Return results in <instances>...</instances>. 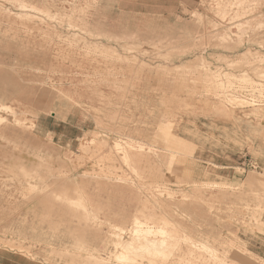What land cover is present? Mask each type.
Segmentation results:
<instances>
[{
	"label": "rangeland",
	"instance_id": "1",
	"mask_svg": "<svg viewBox=\"0 0 264 264\" xmlns=\"http://www.w3.org/2000/svg\"><path fill=\"white\" fill-rule=\"evenodd\" d=\"M229 1L0 0V264H119L143 204L191 239L141 264H264V0Z\"/></svg>",
	"mask_w": 264,
	"mask_h": 264
},
{
	"label": "bare ground",
	"instance_id": "2",
	"mask_svg": "<svg viewBox=\"0 0 264 264\" xmlns=\"http://www.w3.org/2000/svg\"><path fill=\"white\" fill-rule=\"evenodd\" d=\"M234 1L239 3L241 0H230L226 5H224V7L221 10V18L226 17L228 13L233 9V7L237 5L236 2ZM243 57L244 58H239L240 61L251 65L252 63H254L253 61H250V58H245V57H251L250 54L244 55ZM256 59L263 61L264 57L259 56ZM238 63L240 64V62ZM207 71L208 70L206 69L201 70L199 75L197 76V81L205 85L207 94L215 97L216 100H218L219 102H222L219 99H223V97L225 98L224 92L227 91V87L225 86V83L219 82L218 80H216L215 76L208 74ZM262 102L263 103L261 107H264V99ZM254 106L260 107V105H254ZM258 112L260 113V115L264 116V109H261ZM131 158H133V156H131L130 154L128 153H126V155L124 154L125 163L126 162L129 163V160H131ZM153 201L154 203H156V200ZM179 206L180 204L177 205L178 208ZM153 207H154L153 204L151 206L147 204H143L142 207L139 208L137 206L135 211L130 212L129 216L124 218V224H123L124 227H119L116 229V231L113 232L112 236L116 240L114 242L115 252L117 250H120V253L116 255L115 258L117 259V261H120V263L141 264L143 263V261H145L144 259L148 256L149 257H158L159 255L166 256L165 252L171 254L175 249V246L178 244V242L181 239L182 240L191 239V237L185 234H181V235L179 234L181 233L179 231L184 229L182 228L181 225L173 224L172 221L168 219L165 213L163 212L157 214L154 211ZM149 212H151V214ZM170 226L172 227L169 228ZM127 233H130L132 235L130 241L123 240V236H125V234ZM202 246L207 249L209 248L208 246H205L203 243ZM170 247L172 248L171 250L169 249ZM152 264H155L153 260H152Z\"/></svg>",
	"mask_w": 264,
	"mask_h": 264
},
{
	"label": "crops",
	"instance_id": "3",
	"mask_svg": "<svg viewBox=\"0 0 264 264\" xmlns=\"http://www.w3.org/2000/svg\"><path fill=\"white\" fill-rule=\"evenodd\" d=\"M124 223V222H123Z\"/></svg>",
	"mask_w": 264,
	"mask_h": 264
}]
</instances>
